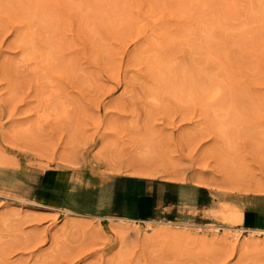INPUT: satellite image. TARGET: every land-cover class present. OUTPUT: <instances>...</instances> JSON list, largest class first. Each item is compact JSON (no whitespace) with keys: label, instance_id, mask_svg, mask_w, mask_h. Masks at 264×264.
Returning <instances> with one entry per match:
<instances>
[{"label":"rangeland","instance_id":"rangeland-1","mask_svg":"<svg viewBox=\"0 0 264 264\" xmlns=\"http://www.w3.org/2000/svg\"><path fill=\"white\" fill-rule=\"evenodd\" d=\"M0 158V264H264V0H0Z\"/></svg>","mask_w":264,"mask_h":264},{"label":"bare ground","instance_id":"bare-ground-1","mask_svg":"<svg viewBox=\"0 0 264 264\" xmlns=\"http://www.w3.org/2000/svg\"><path fill=\"white\" fill-rule=\"evenodd\" d=\"M219 90V89H218ZM216 92L217 91H215V93H213V95H216ZM220 92V91H219ZM218 93V92H217ZM1 159V158H0ZM4 159V158H3ZM3 159H1L2 161H0V166L1 165H6V163H5V161L3 160ZM145 168V167H144ZM147 168V167H146ZM148 169V168H147ZM135 170V169H134ZM149 170V169H148ZM131 171V170H130ZM135 173H137L138 175H143V176H150L151 175V172H149V171H145V170H138V171H136ZM59 180H63V179H59V178H57V181L59 182ZM160 185V184H159ZM159 191V190H158ZM164 193V192H163ZM157 197V196H156ZM160 197V196H159ZM99 200V199H98ZM32 201V200H31ZM41 201V200H40ZM23 205V204H22ZM225 206H227L226 204H225ZM224 206V207H225ZM236 207H239V206H237L236 205ZM236 207H234L230 212H229V217H227L228 218V220L229 221H231L232 223H235V224H242L241 226L242 227H240L239 229H243L244 228V226H243V223H244V220H245V213L247 212L246 210H244V209H241V208H236ZM16 208V207H15ZM70 208V207H69ZM74 209V208H73ZM17 210V209H16ZM68 212H70V211H68ZM75 214H77V213H75ZM93 216V215H92ZM122 217V216H121ZM223 218H226V216H223ZM133 221V220H132ZM144 221V220H143ZM187 223H189V222H187ZM185 224V223H184ZM191 225H194V224H191ZM120 226V225H119ZM147 226H150V225H147ZM200 226V225H199ZM198 226V227H199ZM121 227V226H120ZM146 227V226H145ZM194 227V226H193ZM144 228V227H143ZM216 228H218V227H216ZM232 228V227H231ZM224 229V228H223ZM165 230H167V229H164V228H161V227H159V228H157V230H156V233H162V232H165ZM230 230V228H228V231H225L224 232V234H230V235H232V236H236V234L235 233H232V232H230L229 231ZM247 230H249L251 233H253V232H256V233H260V234H264V227H259V228H250V227H248L247 228ZM185 232H187L186 231V229L184 230ZM169 232V231H168ZM174 232L175 231H173L172 233L174 234ZM176 233V232H175ZM176 235V234H175ZM177 235H178V233H177ZM264 245V243H259V242H256V240H253V239H247L245 242H244V244H243V246L242 247H244V248H249V247H252V246H257V245Z\"/></svg>","mask_w":264,"mask_h":264},{"label":"crops","instance_id":"crops-1","mask_svg":"<svg viewBox=\"0 0 264 264\" xmlns=\"http://www.w3.org/2000/svg\"><path fill=\"white\" fill-rule=\"evenodd\" d=\"M255 213V212H254ZM258 214H260L261 216H262V225L261 226H263L264 225V214H262V213H258ZM249 227H255V226H257L255 223H251V222H245Z\"/></svg>","mask_w":264,"mask_h":264}]
</instances>
